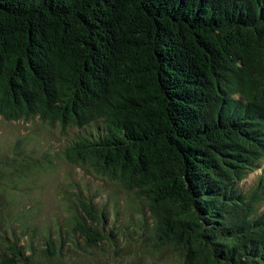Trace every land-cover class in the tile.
<instances>
[{
  "label": "trees",
  "instance_id": "16d2710c",
  "mask_svg": "<svg viewBox=\"0 0 264 264\" xmlns=\"http://www.w3.org/2000/svg\"><path fill=\"white\" fill-rule=\"evenodd\" d=\"M0 119L83 131L59 156L143 202L178 264H264V177L238 188L264 160V0H0ZM74 196L95 247L99 196Z\"/></svg>",
  "mask_w": 264,
  "mask_h": 264
},
{
  "label": "rangeland",
  "instance_id": "374dc122",
  "mask_svg": "<svg viewBox=\"0 0 264 264\" xmlns=\"http://www.w3.org/2000/svg\"><path fill=\"white\" fill-rule=\"evenodd\" d=\"M82 132L68 130L63 135L58 127L38 119H0V254L8 252V244L18 243L23 258L30 253L29 245L34 249L31 261L21 264H178L170 249H162L151 239L143 202L59 156L62 147ZM20 151L32 152L40 162L25 178L19 176L17 163H12ZM260 177H264V160L238 188L247 191ZM76 191L97 194L94 204L106 215L98 224L104 238L92 248L71 234L70 220L77 214ZM45 240L51 243L52 252L46 259L42 257Z\"/></svg>",
  "mask_w": 264,
  "mask_h": 264
}]
</instances>
